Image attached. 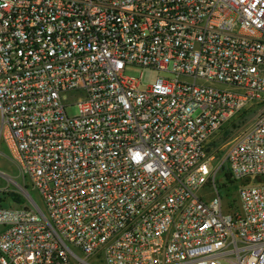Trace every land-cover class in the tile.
I'll use <instances>...</instances> for the list:
<instances>
[{
	"label": "built area",
	"instance_id": "2783aa9c",
	"mask_svg": "<svg viewBox=\"0 0 264 264\" xmlns=\"http://www.w3.org/2000/svg\"><path fill=\"white\" fill-rule=\"evenodd\" d=\"M0 142V264H264V0H0Z\"/></svg>",
	"mask_w": 264,
	"mask_h": 264
},
{
	"label": "rangeland",
	"instance_id": "374dc122",
	"mask_svg": "<svg viewBox=\"0 0 264 264\" xmlns=\"http://www.w3.org/2000/svg\"><path fill=\"white\" fill-rule=\"evenodd\" d=\"M124 74L128 77L139 79L143 85H146L155 76H162L166 73L143 70L140 68H128L125 70ZM67 114L69 116L77 114V108L75 106L68 108ZM221 177H219L218 179L220 184L223 183V179ZM230 191L231 192H227V190L221 191V194H228L225 199L226 211L238 209V207L233 204V201L237 202L235 190ZM29 197L33 200L35 205L41 211H44V204L42 202V199L40 198V195L36 190L32 188L30 182L27 179H23L18 176V171L14 166L8 151L6 150L2 142H0V199L2 200L1 203L4 206H7L8 208H28L30 200ZM90 263L100 264L97 261H91Z\"/></svg>",
	"mask_w": 264,
	"mask_h": 264
},
{
	"label": "clouds",
	"instance_id": "9594fccd",
	"mask_svg": "<svg viewBox=\"0 0 264 264\" xmlns=\"http://www.w3.org/2000/svg\"><path fill=\"white\" fill-rule=\"evenodd\" d=\"M135 159H136L137 161H139V160L141 159V157L139 156V154H136Z\"/></svg>",
	"mask_w": 264,
	"mask_h": 264
},
{
	"label": "trees",
	"instance_id": "16d2710c",
	"mask_svg": "<svg viewBox=\"0 0 264 264\" xmlns=\"http://www.w3.org/2000/svg\"><path fill=\"white\" fill-rule=\"evenodd\" d=\"M1 199H0V208H8L7 206H4L2 203H1Z\"/></svg>",
	"mask_w": 264,
	"mask_h": 264
}]
</instances>
